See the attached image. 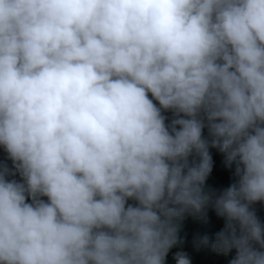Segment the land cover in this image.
Wrapping results in <instances>:
<instances>
[{"label": "clouds", "instance_id": "9594fccd", "mask_svg": "<svg viewBox=\"0 0 264 264\" xmlns=\"http://www.w3.org/2000/svg\"><path fill=\"white\" fill-rule=\"evenodd\" d=\"M0 149V264H264V0H0Z\"/></svg>", "mask_w": 264, "mask_h": 264}, {"label": "trees", "instance_id": "16d2710c", "mask_svg": "<svg viewBox=\"0 0 264 264\" xmlns=\"http://www.w3.org/2000/svg\"><path fill=\"white\" fill-rule=\"evenodd\" d=\"M209 151L212 157V171L206 180V186L214 190L226 188L233 180V170L225 167L222 154L211 148ZM4 159L5 154L0 149V161ZM254 208L258 218L264 223V204L257 203ZM222 227V218L217 217L212 209H209L206 217L203 218L186 217L180 233L182 244L170 250L167 264H174L172 257L176 251L186 252L191 264H228V260L234 255V250L228 255H224L212 248L216 233ZM202 236L208 237V244L198 246V239Z\"/></svg>", "mask_w": 264, "mask_h": 264}]
</instances>
